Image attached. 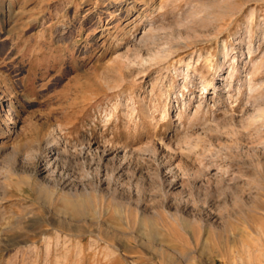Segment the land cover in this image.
<instances>
[{
    "label": "rangeland",
    "instance_id": "374dc122",
    "mask_svg": "<svg viewBox=\"0 0 264 264\" xmlns=\"http://www.w3.org/2000/svg\"><path fill=\"white\" fill-rule=\"evenodd\" d=\"M263 109L264 0H0V264L264 260Z\"/></svg>",
    "mask_w": 264,
    "mask_h": 264
},
{
    "label": "bare ground",
    "instance_id": "6f19581e",
    "mask_svg": "<svg viewBox=\"0 0 264 264\" xmlns=\"http://www.w3.org/2000/svg\"><path fill=\"white\" fill-rule=\"evenodd\" d=\"M5 11V10H4ZM250 53H251V51H250ZM157 57V56H156ZM155 57V58H156ZM165 57V56H164ZM251 57V56H250ZM204 89H208V85L204 88ZM206 92H209V90H207ZM264 110V109H263ZM169 111L170 110H166L165 112H164V116H167V115H169ZM264 112V111H263ZM262 113V111L260 112V114ZM259 114V113H258ZM256 115H257V113H256ZM257 116H259V115H257ZM35 185V184H34ZM33 189V188H32ZM64 201V204H65V206L66 207H70L72 210H73V212L76 214V215H79V216H81V215H83L84 214V210H83V206H84V202L83 201H75V200H73V199H69V198H66V199H64L63 200ZM37 218H40L39 217V215L37 214ZM31 217V216H30ZM27 221V220H26ZM52 223L53 224H56L57 223V221L56 220H54V221H52ZM31 224H34V223H31ZM40 224H43V221H41L40 222ZM27 225V224H26ZM12 227V226H11ZM27 227V226H26ZM35 227V226H34ZM42 228V227H41ZM15 229V228H14ZM30 229H32V228H30ZM43 229H45L44 227H43ZM48 229V228H47ZM67 229H68V227H67ZM18 231V230H17ZM27 231H28V229H27ZM46 231V230H45ZM24 232V231H23ZM43 233H45L44 231H39V232H37L36 234L38 235V234H43ZM47 233V232H46ZM25 234V233H24ZM23 234V235H24ZM12 236V235H11ZM20 237V236H19ZM28 237V236H27ZM36 237V236H35ZM17 238V237H16ZM15 237H0V244H2V245H8V246H10V245H14V244H17V243H20V242H25V243H28L29 242V239L27 238V240H18V239H16ZM32 243H36L37 241H31ZM258 248V247H257ZM257 251V250H256ZM259 251V250H258ZM263 252V251H262ZM261 255H263V253L261 254ZM261 255H259V256H261ZM161 261H160V264H167L168 263V258H167V256H166V254L163 252L162 253V255H161ZM188 258H189V256H188ZM263 259H259V260H257V262L255 263V264H264L263 263ZM172 263H174V264H176V260H173L172 261Z\"/></svg>",
    "mask_w": 264,
    "mask_h": 264
}]
</instances>
